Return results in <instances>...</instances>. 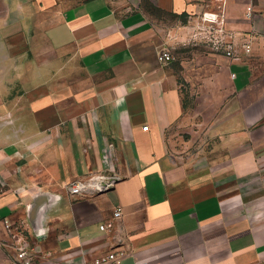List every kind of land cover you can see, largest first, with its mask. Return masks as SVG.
I'll list each match as a JSON object with an SVG mask.
<instances>
[{"label": "crops", "instance_id": "0c3cea01", "mask_svg": "<svg viewBox=\"0 0 264 264\" xmlns=\"http://www.w3.org/2000/svg\"><path fill=\"white\" fill-rule=\"evenodd\" d=\"M208 12L221 13L236 54L186 63ZM196 121L206 124L193 160L173 141ZM104 172L118 177L110 191L70 194ZM4 219L24 222L36 263L125 251L122 264H264V7L0 0V264H10Z\"/></svg>", "mask_w": 264, "mask_h": 264}, {"label": "built area", "instance_id": "2783aa9c", "mask_svg": "<svg viewBox=\"0 0 264 264\" xmlns=\"http://www.w3.org/2000/svg\"><path fill=\"white\" fill-rule=\"evenodd\" d=\"M252 12V7H248L247 16L249 18H252ZM221 17L220 12L204 13L191 28L189 40L195 43L208 44L216 53H222L232 59L236 54L237 45L234 42V37L228 35L225 29L220 26ZM227 38L230 40H227ZM158 59L162 64H169L174 60V57L169 50L164 49L160 52ZM147 129L148 127L144 128V130ZM117 179L118 177L111 176L109 173H98L84 181L71 183L68 186V190L73 195L106 193L113 188ZM28 213L30 214V208ZM121 216L122 210L115 209L114 219H119ZM2 223L9 239L2 244L5 247L10 245L15 252L10 264H44L35 262L38 253L37 246L33 244V236L26 228L24 222H12L9 219H4ZM112 228V223L101 226L102 231H110ZM33 235L35 238H39L41 234L34 233ZM126 256L127 253L125 251L108 252L95 259L94 264H122Z\"/></svg>", "mask_w": 264, "mask_h": 264}, {"label": "rangeland", "instance_id": "374dc122", "mask_svg": "<svg viewBox=\"0 0 264 264\" xmlns=\"http://www.w3.org/2000/svg\"><path fill=\"white\" fill-rule=\"evenodd\" d=\"M254 1L257 2L259 5H262L264 7V0H254ZM185 45H188V46L181 50V58L186 63L192 64L194 61L195 54H197L199 52H203V51L215 52L212 49V47H210L208 44H205V43H195V42L189 40V41L185 42ZM185 87H186L185 90L188 89V91H189V87H187V85H185ZM198 95H200V94H198ZM202 109H203V107H198V106L189 107V111L191 112L190 114H196L197 110L199 111ZM208 111H209V109H208ZM200 119L202 120L201 116H200ZM205 124L206 123L202 122V121L194 122V124L191 125L190 127L179 130L178 134H179L181 140L183 141L182 143L178 142V139L177 140L174 139V141H173V142L177 143L176 147L179 149V151H184L186 156H195L193 160H196L198 158V156H200V154H202L203 148L199 149V147L200 146L203 147V146H202V142L198 136L202 134V132L205 128ZM171 139H172V137H171ZM187 147H188V149H187Z\"/></svg>", "mask_w": 264, "mask_h": 264}, {"label": "water", "instance_id": "95a60500", "mask_svg": "<svg viewBox=\"0 0 264 264\" xmlns=\"http://www.w3.org/2000/svg\"><path fill=\"white\" fill-rule=\"evenodd\" d=\"M30 214H31V216H32V217H34V216H35V214H36V211H35V209H30Z\"/></svg>", "mask_w": 264, "mask_h": 264}]
</instances>
